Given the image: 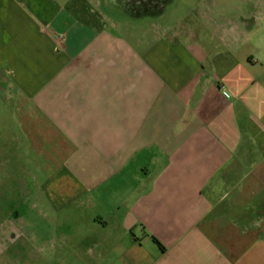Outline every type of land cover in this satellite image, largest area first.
Listing matches in <instances>:
<instances>
[{"label": "crops", "instance_id": "crops-1", "mask_svg": "<svg viewBox=\"0 0 264 264\" xmlns=\"http://www.w3.org/2000/svg\"><path fill=\"white\" fill-rule=\"evenodd\" d=\"M126 2L0 0V264H264V0Z\"/></svg>", "mask_w": 264, "mask_h": 264}, {"label": "flooded vegetation", "instance_id": "flooded-vegetation-1", "mask_svg": "<svg viewBox=\"0 0 264 264\" xmlns=\"http://www.w3.org/2000/svg\"><path fill=\"white\" fill-rule=\"evenodd\" d=\"M165 4V0H127L126 5L135 11L158 10ZM141 15V14H132Z\"/></svg>", "mask_w": 264, "mask_h": 264}, {"label": "rangeland", "instance_id": "rangeland-1", "mask_svg": "<svg viewBox=\"0 0 264 264\" xmlns=\"http://www.w3.org/2000/svg\"><path fill=\"white\" fill-rule=\"evenodd\" d=\"M170 14H168V16H169ZM124 16H126V14H121V17H124ZM133 21V20H132ZM149 21H155V20H153V19H149Z\"/></svg>", "mask_w": 264, "mask_h": 264}, {"label": "trees", "instance_id": "trees-1", "mask_svg": "<svg viewBox=\"0 0 264 264\" xmlns=\"http://www.w3.org/2000/svg\"><path fill=\"white\" fill-rule=\"evenodd\" d=\"M153 238L155 239L156 242H158L162 246V244L160 243V241L156 237H153Z\"/></svg>", "mask_w": 264, "mask_h": 264}, {"label": "built area", "instance_id": "built-area-1", "mask_svg": "<svg viewBox=\"0 0 264 264\" xmlns=\"http://www.w3.org/2000/svg\"><path fill=\"white\" fill-rule=\"evenodd\" d=\"M63 40V38H61V41Z\"/></svg>", "mask_w": 264, "mask_h": 264}]
</instances>
